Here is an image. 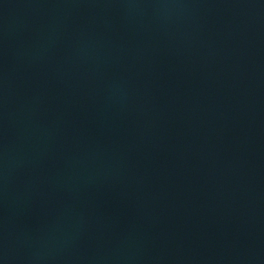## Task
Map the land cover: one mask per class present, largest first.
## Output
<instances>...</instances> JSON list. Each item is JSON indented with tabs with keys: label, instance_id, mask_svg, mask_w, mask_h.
<instances>
[{
	"label": "water",
	"instance_id": "95a60500",
	"mask_svg": "<svg viewBox=\"0 0 264 264\" xmlns=\"http://www.w3.org/2000/svg\"><path fill=\"white\" fill-rule=\"evenodd\" d=\"M0 264H264V0H0Z\"/></svg>",
	"mask_w": 264,
	"mask_h": 264
}]
</instances>
